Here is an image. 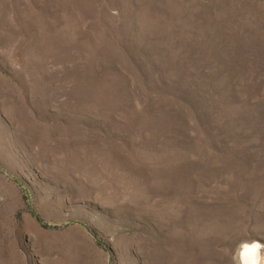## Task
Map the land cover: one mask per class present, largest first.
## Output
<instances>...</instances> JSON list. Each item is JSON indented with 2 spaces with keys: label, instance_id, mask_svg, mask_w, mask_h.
I'll return each instance as SVG.
<instances>
[{
  "label": "rangeland",
  "instance_id": "1",
  "mask_svg": "<svg viewBox=\"0 0 264 264\" xmlns=\"http://www.w3.org/2000/svg\"><path fill=\"white\" fill-rule=\"evenodd\" d=\"M264 243V0H0V264H232Z\"/></svg>",
  "mask_w": 264,
  "mask_h": 264
},
{
  "label": "clouds",
  "instance_id": "2",
  "mask_svg": "<svg viewBox=\"0 0 264 264\" xmlns=\"http://www.w3.org/2000/svg\"><path fill=\"white\" fill-rule=\"evenodd\" d=\"M232 264H264V243L259 240L242 241L232 256Z\"/></svg>",
  "mask_w": 264,
  "mask_h": 264
}]
</instances>
